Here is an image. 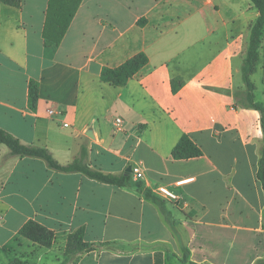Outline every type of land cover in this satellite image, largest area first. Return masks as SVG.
Masks as SVG:
<instances>
[{
	"label": "crops",
	"instance_id": "1",
	"mask_svg": "<svg viewBox=\"0 0 264 264\" xmlns=\"http://www.w3.org/2000/svg\"><path fill=\"white\" fill-rule=\"evenodd\" d=\"M257 17L251 0L0 3V129L61 165L84 151L92 168L130 176L127 187L104 184L11 157L0 145V264L264 262L261 114L237 98ZM139 53L148 62L124 86L101 81L103 68ZM258 53L250 81L264 106V30ZM182 136L201 157L172 158ZM160 186L181 201L158 197ZM28 221L53 231L51 247L18 234ZM79 230L91 249L69 252Z\"/></svg>",
	"mask_w": 264,
	"mask_h": 264
},
{
	"label": "trees",
	"instance_id": "2",
	"mask_svg": "<svg viewBox=\"0 0 264 264\" xmlns=\"http://www.w3.org/2000/svg\"><path fill=\"white\" fill-rule=\"evenodd\" d=\"M253 7L258 12V17L249 27V40L247 53L243 59L242 64V80L245 85V91L237 95L238 104L246 109L257 110L261 114V128L263 133L261 156L258 161L257 179L261 183L264 193V106L258 104L254 100L255 86L250 81V76L256 71V64L258 60V50L260 48L261 37L264 30V0H251ZM0 3L11 6L19 7L21 0H0ZM148 62L145 54L139 53L119 67L110 69L103 68L101 71L100 79L102 82L109 83L116 87L124 86L127 81L137 74ZM179 80L172 81L173 92H176L181 87ZM38 100V84L35 81H30L28 84V104L29 108L36 110V104ZM0 145H4L8 149V153L11 157H29L43 160L47 166L63 173L81 172L87 177L96 180L100 183L114 185L117 187H127L130 184L129 175H112L105 174L95 168H92L88 163H84L83 159L86 153L81 152L80 158L74 161L61 165L52 156L49 150L33 145H26L20 142L19 139L11 135L9 132L0 129ZM171 156L175 160H187L198 158L202 156L201 150L187 137L182 136L177 145L172 150ZM144 196L151 200H156L155 197L148 191H144ZM264 229V213L263 224ZM18 234L29 240L30 242L37 244L44 248L51 247L54 241L53 231L45 228L35 221L26 222L19 230ZM71 246L77 249V251L84 252L91 249V245L82 242V230L77 231L68 238V248ZM8 264H27L21 259L15 258L9 261ZM256 264H264V262H258Z\"/></svg>",
	"mask_w": 264,
	"mask_h": 264
},
{
	"label": "built area",
	"instance_id": "3",
	"mask_svg": "<svg viewBox=\"0 0 264 264\" xmlns=\"http://www.w3.org/2000/svg\"><path fill=\"white\" fill-rule=\"evenodd\" d=\"M48 115L50 117H53L54 116V110H52V109L48 110ZM115 122H116L117 125L120 124V120L119 119H117ZM131 174L133 175V178L135 180L141 179L142 176H143L142 170L138 166L133 167L131 169ZM186 181L187 180L177 182V185L184 184ZM155 193H156V195L158 197H160L162 199H165L167 201H170V202L179 203L181 201L180 198L177 195H175L173 192H171L168 188H166L164 186L157 187L155 189Z\"/></svg>",
	"mask_w": 264,
	"mask_h": 264
},
{
	"label": "rangeland",
	"instance_id": "4",
	"mask_svg": "<svg viewBox=\"0 0 264 264\" xmlns=\"http://www.w3.org/2000/svg\"><path fill=\"white\" fill-rule=\"evenodd\" d=\"M255 8V7H254ZM256 9V8H255ZM249 36H250V33H249ZM247 48H248V45H247ZM247 48H246V52H245V54L247 53ZM239 80H240V74L238 75V77H237ZM263 146V145H262ZM0 148H2L3 150H7L6 149V147H4V146H0ZM262 149V148H261ZM10 156V155H9ZM69 250H71V251H69V252H77V249L76 248H74L73 246H71L70 248H69Z\"/></svg>",
	"mask_w": 264,
	"mask_h": 264
}]
</instances>
